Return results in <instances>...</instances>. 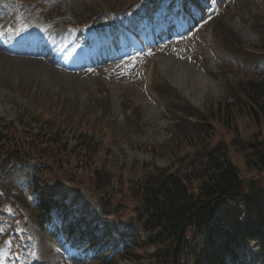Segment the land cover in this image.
<instances>
[{"label": "rangeland", "instance_id": "obj_1", "mask_svg": "<svg viewBox=\"0 0 264 264\" xmlns=\"http://www.w3.org/2000/svg\"><path fill=\"white\" fill-rule=\"evenodd\" d=\"M15 1L0 0V9L13 2L18 8L19 4ZM23 1L36 9L45 8L43 16L53 19V22H45L39 18V13L28 10L22 24L27 25L30 34L35 32L38 35L45 29L51 31L54 37L64 35L63 38L73 40L67 24L86 23L89 30L85 35H77L80 40L78 46L73 44L67 48L54 45L48 60L47 57L0 50V131L16 128L22 139L23 123L37 130L40 116L45 117L49 113L58 115L61 109H65L64 114H75V121L59 129V132L67 139L68 150L74 151L78 132H91L90 128L95 124V141L108 150L100 164L101 171L96 174L116 194L139 181L142 167L146 164L191 174L203 159V152L221 143L228 147L230 158L239 167L245 191L252 182H264V171L249 165V159L253 158L251 151H244L240 145L233 144L237 137V144L242 142L246 147L255 139L264 143V121L259 119L257 111H254L256 116L250 117L248 110L234 107L236 101L241 100V104L251 108L241 91L245 90L247 82L260 81L264 77V57L260 58L264 56V0H222L212 2V6H209V0H188L191 2L190 14L194 9V13L199 15L200 10L196 7L206 10L204 20L189 29L179 20L176 31L181 36L169 38L164 43L156 40L159 35L151 30L139 33L142 26L153 24V19H157L154 7L137 4L136 13L128 16V25L124 28L120 27L122 24L116 15L110 14V11H120L137 0ZM4 11L7 18L10 9ZM55 22L62 26L61 30H50ZM118 28L128 31L122 35L127 48L117 41ZM4 30L5 26L1 25L0 35ZM96 30L106 31L107 35L109 31L116 36L115 42L113 38L111 43L103 45L105 48L121 46L116 54L120 57L113 58L103 53L96 67H86L83 66V52L87 61L92 62L91 55H95L89 42L94 44L99 41V31ZM33 38L30 36L29 40ZM151 38L155 40L150 41ZM130 39L135 43H130ZM133 45L137 49L144 46L145 51L136 50L132 58L123 57L128 49L134 48ZM234 57L246 59L250 64L255 62V67L238 59L235 61ZM259 67L261 76L252 71L259 70ZM184 104L209 117L211 113L217 116L219 110L220 114L225 112L232 118L231 125L216 117L218 121L210 120L216 127L214 133L198 140L200 144L195 143L197 139H192L194 141L190 144L183 131L186 123L184 115L175 109ZM225 108L228 109L225 111ZM99 127L103 128L101 132ZM3 160L0 149V165ZM93 177L92 171L80 170L76 180L80 181L81 187L72 186L69 189L83 196L86 205L92 203L97 207L91 189L85 187L94 184ZM226 210L222 203L216 207L219 216H223ZM25 214L30 215L29 212ZM122 218L125 220L126 214ZM30 219L37 221L33 213ZM34 221L29 223V232L36 237L39 224ZM43 232L41 245L36 239L35 243L28 244L29 255L33 256L31 261L41 262L37 259L40 256L44 264H87L84 258L79 260L77 257L80 255L77 253L76 257L73 250L64 251L63 244H58L61 236L54 239L46 231ZM251 247L249 264H264V255L256 246ZM154 250V247L149 248L148 253ZM117 260L112 264H155L149 257L140 263L139 260L127 262L124 257Z\"/></svg>", "mask_w": 264, "mask_h": 264}, {"label": "trees", "instance_id": "obj_2", "mask_svg": "<svg viewBox=\"0 0 264 264\" xmlns=\"http://www.w3.org/2000/svg\"><path fill=\"white\" fill-rule=\"evenodd\" d=\"M244 89L242 95L251 108H246L241 100L234 107L248 110L250 117L256 116L254 111H257L259 119L264 121V80L247 82ZM175 109L184 115L183 131L190 144L196 139L195 143L200 144L198 140L214 133L216 127L210 120L218 121L216 117L231 125L232 118L225 112L220 114V110L217 116L211 113L209 117L189 104ZM64 110L58 115L40 116L37 130L23 123L22 139L16 128L0 131V149L4 155L0 187L23 204L26 202L22 200V186L27 183L39 196L42 221L46 215L56 220L63 211H74L70 205L77 206L67 190L81 187L76 180L79 171H92L94 184L85 187L91 189L99 210L83 204L81 207L82 224H88L87 247L97 263H116L114 251L122 250V256L130 261L149 257L155 264H229L239 260L240 248L251 240L264 253V182H252L245 191L240 169L233 163L225 144L205 150L191 174L146 164L140 180L116 194L96 174L101 171L100 164L108 150L95 141V124L91 132L80 130L75 150H68V141L61 137L59 129L72 124L75 114H64ZM102 130L99 127L98 131ZM238 140V137L234 139L233 144L252 153L249 165L264 171V143L255 139L246 147L242 142L237 144ZM239 202H244L250 213L245 220ZM219 203L229 206L223 217L216 214ZM72 215L70 212L68 217ZM151 247L155 248L152 254L148 253Z\"/></svg>", "mask_w": 264, "mask_h": 264}, {"label": "bare ground", "instance_id": "obj_3", "mask_svg": "<svg viewBox=\"0 0 264 264\" xmlns=\"http://www.w3.org/2000/svg\"><path fill=\"white\" fill-rule=\"evenodd\" d=\"M4 251H2L1 253H3Z\"/></svg>", "mask_w": 264, "mask_h": 264}]
</instances>
